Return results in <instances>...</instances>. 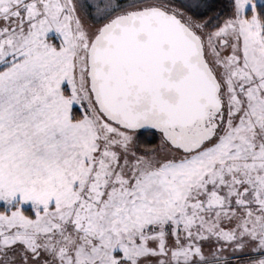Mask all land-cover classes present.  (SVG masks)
Listing matches in <instances>:
<instances>
[{
    "label": "snow or ice",
    "instance_id": "obj_1",
    "mask_svg": "<svg viewBox=\"0 0 264 264\" xmlns=\"http://www.w3.org/2000/svg\"><path fill=\"white\" fill-rule=\"evenodd\" d=\"M0 264H264V0H0Z\"/></svg>",
    "mask_w": 264,
    "mask_h": 264
}]
</instances>
